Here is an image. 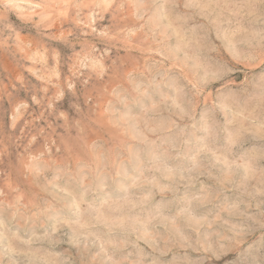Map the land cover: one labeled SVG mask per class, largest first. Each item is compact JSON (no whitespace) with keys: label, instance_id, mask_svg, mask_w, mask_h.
Returning <instances> with one entry per match:
<instances>
[{"label":"rangeland","instance_id":"obj_1","mask_svg":"<svg viewBox=\"0 0 264 264\" xmlns=\"http://www.w3.org/2000/svg\"><path fill=\"white\" fill-rule=\"evenodd\" d=\"M0 264H264V0H0Z\"/></svg>","mask_w":264,"mask_h":264}]
</instances>
